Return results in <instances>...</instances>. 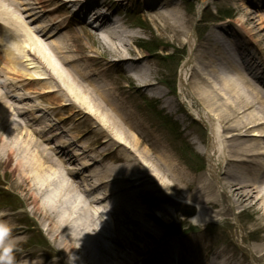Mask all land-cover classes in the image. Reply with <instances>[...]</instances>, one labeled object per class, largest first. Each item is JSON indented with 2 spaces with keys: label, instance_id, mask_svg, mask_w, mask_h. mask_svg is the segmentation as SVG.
Segmentation results:
<instances>
[{
  "label": "bare ground",
  "instance_id": "1",
  "mask_svg": "<svg viewBox=\"0 0 264 264\" xmlns=\"http://www.w3.org/2000/svg\"><path fill=\"white\" fill-rule=\"evenodd\" d=\"M43 1L45 3L48 2L47 0ZM122 1L124 0H104V2H110L114 7L119 6ZM16 2L17 0H0V16L13 23L21 31L22 37H27L26 42L29 46H25V58L30 61L36 60L35 62L41 66L42 70H39L38 75L43 77V75L48 73L49 78L59 83L67 95L74 99L75 103H72V106L77 109L74 112V116L79 117L83 114L96 115L102 125L108 124L104 131L102 130V135H111L114 133L113 130L123 135L124 132L118 126V122L126 124L125 112L121 107L126 104V98L120 93L115 94V90L108 82L109 77L106 76V73L111 67L116 65L118 68L125 69L126 72L136 78L138 82L134 87L138 88L140 93L157 92L159 89L158 84L151 81L152 71L144 64L145 56L136 51L128 50V53H126L119 49V45L125 48L128 43L118 29L103 31V35L97 34L96 38L99 42L105 46L109 45L113 49L116 53V59L112 64L109 59L101 57L100 66L105 67L104 79L100 84L95 81L87 82L92 87L90 88L83 83L86 79L81 75V72L79 73L80 70L78 68L69 70L55 62V57H57L61 63H64L61 57L64 49L63 44L66 41H70L71 36L66 40L62 39L60 44L51 45V53L55 57L47 56L46 50L50 49L40 45L36 39L22 29L23 25L19 17L15 19L12 11L6 7L7 4L17 8ZM88 2L90 0H55L56 4H62L66 9L73 3V8L78 6V11L83 10ZM241 6L247 8L245 4ZM254 6V11L263 9L264 0L254 2ZM103 7L106 9L107 6L103 5ZM31 8V10H34L33 7ZM97 8V15L95 14L94 16H97L99 20L105 19L106 17L101 15L102 12L99 7ZM177 13V10H175L170 14L175 15ZM249 14L252 15L251 13ZM243 16L247 17V14L245 13ZM158 17H161V15L158 14ZM250 17L253 18L254 16ZM175 21L178 23L177 29L179 33L183 34L185 28L180 23H184L185 20L176 15L174 17ZM60 24H62V20H60L58 26ZM237 24L239 27L245 28L242 20H238ZM218 30L215 29L211 32L214 43L210 45V51L199 54L202 60L201 71H194L191 74L194 82L196 76L198 78V84H193L194 95L197 98L196 103L198 107H201L197 111V115L202 122L209 126L212 133L211 152L209 153L218 158V166H224L223 176L226 180L224 186L226 195L228 188L230 194L232 193L234 196V200L242 203L248 202L252 205V208L256 209L254 212L261 213V216H264V90L262 91L256 85L259 80L246 65L236 64L232 61L233 58L231 56L228 57L226 49H219L220 33ZM244 30L246 37L251 38V35L253 36L250 29ZM4 37L0 36V43L5 40ZM22 37L19 35V38L14 37V39L19 41ZM129 37L131 39L132 35H128ZM10 39L14 40L13 38ZM76 46L78 48L77 52L81 51L78 56L80 59L87 61L99 60V52L96 57L90 56L86 54V49L81 47L79 42H76ZM29 54H32L34 59H30ZM7 55V58L2 59V64L10 71L9 73L18 74L19 70L12 58L16 57V53L11 52ZM237 58L235 57L234 60H237ZM205 59L207 60L206 64H204ZM11 62L13 63L11 64ZM54 63L58 64L61 69L54 67ZM190 64L191 62L187 63L181 71L180 84L182 85L185 82L187 83L191 68ZM209 68H212V71L206 77L204 72ZM83 70L82 68L81 71L83 72ZM75 74H79L84 80L78 81L79 79ZM48 91L53 92L54 88L49 87ZM6 97L7 94L0 90V102L5 101L4 98ZM55 97L61 101L64 100L62 95H56ZM12 108L15 107L13 105L8 106L6 103L0 106V161L13 162L14 166L11 165L10 169L16 172L17 175L15 176L14 184L18 186L27 185V192L32 195L33 202L37 204L36 208L31 210V213L35 215L37 210H40L42 213L41 219L48 221L46 232L60 250L61 254H58L64 255L71 261L73 260L74 264H111L109 262H120L118 254H114V247L112 246V243H115L114 239L118 232L110 211L119 210L121 212L122 209L128 210V214L132 215L134 213L132 217L137 222L138 230L140 228L148 230L146 222L143 221L145 211L136 201L137 197L131 193L134 190L133 187L141 186L144 181H147L145 180L146 178L140 179L138 182L137 178L142 177H135L133 180L135 183L133 184L129 176H131L130 174L135 173L136 175L138 173L132 171L134 170L132 166L124 165L120 168H109L99 173L93 170L91 171L92 177L90 181L88 179H76V174L61 166L58 163L59 160H51L53 158L52 154L48 153L47 149L41 145L40 139L35 137V132L30 134L27 131L26 127L29 126V123H26L25 126L20 125L18 122L20 121L19 118L12 114ZM6 113L10 114V116H7ZM7 120H10V125L14 124L8 131L2 129ZM128 128L135 130L131 125H128ZM124 134L126 137H132L123 141L131 145L134 152H138L141 146L137 140L139 138L146 145V153L149 152L153 156L154 161H158L157 164L166 168L171 173L170 175L178 173L179 169L175 161L161 147L160 141H154L143 131H136L137 138L135 137L136 135ZM91 152L85 154L93 156L94 153ZM143 155H145L144 150ZM121 159L126 165L132 162L130 157L121 155L112 157L111 161L118 163ZM144 163L143 166H153L148 171V177L154 179L156 185H161L163 188L169 185L164 179L163 173L155 166L156 162L146 159ZM179 175L181 178H186L187 176L184 170L179 171ZM100 180H103L102 183L106 184L104 186L105 194L103 190L100 196L90 192L89 198L92 201H89L84 197V194L87 193L84 188L88 191L95 190L99 187L97 183ZM159 180L162 183L159 184ZM203 185L204 194L209 199L214 186L208 181H205ZM152 190L156 189L153 187ZM104 197L107 198L106 201H101L100 198ZM242 203L238 204L242 205ZM120 212L115 214H120ZM204 215L199 212L198 217L194 216L191 220L198 223L205 219ZM111 230H113V233ZM149 231V236L146 234L148 238L152 237L154 240L159 238L158 232L151 229ZM183 248L185 247L180 245L178 241L171 240L170 243L161 248L156 255L159 259L152 264H173L172 261L166 263V259L174 256L178 257L179 264H198L190 250L183 251L180 254ZM261 256H263V253H261ZM134 258H131V262L128 261L125 264H135L133 262ZM196 259L198 260V257ZM202 260V264L206 263L204 258ZM124 262H126V259H124Z\"/></svg>",
  "mask_w": 264,
  "mask_h": 264
},
{
  "label": "rangeland",
  "instance_id": "2",
  "mask_svg": "<svg viewBox=\"0 0 264 264\" xmlns=\"http://www.w3.org/2000/svg\"><path fill=\"white\" fill-rule=\"evenodd\" d=\"M187 1L195 3L196 11L192 12L191 6L186 4L187 2L184 0H173V3H176L178 13L175 15L170 14L174 9L170 11V5L167 4L169 1L164 0L165 3L161 4L160 7L156 5V3L159 2H155L154 8L151 9L160 10V12H162L161 14L167 15L158 17L152 16L149 13L147 14V8L142 3L139 5L142 18L139 20H137V18L133 19L135 15H131L130 20L127 18L126 21L128 30L124 29L123 34L126 37H128L127 34L132 35V38H125L128 46L124 48L119 45V49L126 53H128L127 51L129 50L148 55V65L152 71L151 81L160 84L158 91L149 92V95L145 98L143 94L134 88V85L129 86L125 84L127 82L129 83V79L133 80V83L136 84L138 82L136 78H132L128 74H120V79L116 76L112 77L115 87H126L123 96L130 102L132 118L129 122L131 123L134 119L135 124L150 138L156 142L162 141V143H166V145L163 144L161 147L170 154L179 171L184 170L186 172V178H181L179 171L178 173L170 175L171 173H169L166 168L157 164L158 161H154L152 158L153 156H151L149 152H147L148 154L146 153L147 148L145 143L137 138L133 129L128 127L125 128L127 124L118 122L121 124H118V126L124 133L133 136L136 135L135 137L141 145L138 152H134L131 145L123 141L126 139L129 140L132 138L131 136L126 137L124 133L121 135L115 130H113V134H107L109 136L107 143H102L100 145L94 143V140H96L102 130L104 131L108 126L107 123L106 125H102L100 119L96 115L91 117L86 116L87 119L77 120L78 124L76 126L79 132L75 137L78 138L77 140L80 146L90 147L87 153L92 151L91 153H94L93 155H98L97 158L100 164L103 165V169L122 165L120 163H106L104 161L105 159H103L104 154H102L105 153L107 149L112 150V148H115L118 142L121 143L122 146H120L121 151L119 154L129 156L130 159H132L131 163L128 165L123 163V165L132 166L134 168L132 171L138 173L136 175L135 173L130 175L133 177H143V179L146 178L145 180H147L140 186L145 187L144 192L136 196V201L145 211L143 221L146 222L149 229L158 232L159 238L155 240L152 237L148 238L146 234L148 235L150 233L149 229L144 230L140 228L138 230L137 222L132 217L134 213L130 215L128 214V210L124 209H122L121 212L119 210H111L110 212L112 213L111 215H113L118 232V235L114 239L115 243H112V246L114 247V254H118L120 260V262H118L120 264H125L128 261L131 262L130 259L134 258V256L133 262L142 259L146 253L147 255L150 254L156 245H159L158 243H160V240L162 242L171 236L180 238V243L184 246H188L189 243H191L194 253L197 254V256L203 255L208 259V257L213 254L212 251L215 250V255L218 260L225 259L224 264H264V216H261V213L254 212L256 209L252 208V205L248 202L242 203L234 200V196L232 193L230 194L228 188L226 191L228 193L226 195L224 187L226 180L223 174H220L223 172V166H214V161L209 158V155H207L203 149L209 135L204 129H201L203 126L196 120L197 115L192 109V103L194 109H200L201 107H197V98L193 92V84H198V78L196 76L194 82L191 76L192 72L201 71L202 60L199 54L210 51L209 47L213 42L211 32L215 29H220L219 26L225 29V31L222 30L221 49L231 50L232 53L228 52V57L231 56L233 58L232 61L236 64L239 65V63L242 62V56H238L236 53L238 48L237 43L241 38V30H238V25L236 24L238 20H242L245 28L252 31V44H250L249 47H258L261 53L260 56L264 59V12L251 11L253 10L251 7H248L249 9L242 7L241 5L243 2L240 0ZM128 5L134 7L136 3L131 1ZM9 6V9L11 8L10 10H12L13 6ZM199 6L204 7V11L201 10V14L198 12ZM247 11H251L249 13L252 15ZM227 13L231 17H222ZM245 13L247 17L243 16ZM176 15L185 20L184 23H180L185 28L183 34H180L177 29L178 23L176 21L174 22V17ZM23 16H27V12L23 13ZM250 16L254 17L252 18ZM215 18H221L222 21H214L213 19ZM211 19L212 22L204 24ZM44 20L48 21V18L44 17ZM212 28L214 29L212 30ZM83 34V32L76 31L75 35L77 38L71 39L68 42L66 41L63 44V52L69 58H74L78 53L76 42H79L81 47L86 49L85 52L87 55H95L99 52L102 56L116 58V53L109 45L105 46L99 42L96 36H83ZM230 34L236 37H232ZM78 36L80 38H78ZM192 44H195V50L193 51V57L191 59L189 75L193 81L189 78L187 84L192 89L191 91L195 96L194 98L191 97L188 86L187 89H185L186 87L184 90L180 89L179 93L177 81L180 70L182 69L181 64L189 60ZM138 45L143 47V50H141V47ZM145 48L148 51L156 50L155 52H157L159 48L167 49L169 50L168 54H172L171 56H173V58L165 62H159V59H156V55L147 52ZM235 57L237 60H234ZM81 62L84 64L83 61ZM206 62L207 60L205 59L204 64H206ZM58 64L54 63V67L61 69L59 67L60 64ZM75 65H78V63H75ZM214 65L216 66V64ZM65 67L66 69H71L67 64ZM91 67L95 70L92 68H88L87 70L91 69L98 75L100 71V69H98L99 67L96 65H92ZM29 71H32V69H28L27 71L31 73ZM210 71H212V68L204 72V76L207 77ZM27 72L23 73L25 74ZM111 73L112 75L117 74L114 70H112ZM167 83L175 87L176 94L172 95L171 92L165 88L163 84ZM256 85L261 88L258 83H256ZM261 89L262 91L264 90L263 88ZM163 92L167 94H164V96ZM67 102L66 98L64 103ZM47 105L49 107H56V104L53 103ZM67 111L64 110L62 113H67L66 116H68ZM158 111L161 113H158ZM160 118L165 121L164 125H166L167 128L161 125ZM67 126L69 127V125ZM68 132L71 133L74 132V130L72 129L71 131L69 129ZM102 140L104 139L102 138ZM201 142H204V144L202 145ZM93 143L97 146L90 145ZM184 143H188L189 146L184 147ZM74 147H76V145L73 146V150ZM80 149L82 151V148H79V150ZM143 150L145 155H143ZM83 157H86V154ZM146 159L156 162L155 166L163 173L164 179L169 183V185H167L168 187L166 186L163 188L161 185H156V181L148 177V171L151 169L150 167L153 166H143ZM79 166L80 165H73V167L77 169L76 171L80 169ZM217 167L219 168L218 172ZM0 173H2L0 178L3 183L5 180L7 182L14 181L15 176H17L16 173L10 171L9 166H6L4 163L0 164ZM1 180L0 182H2ZM205 181L212 183L214 186V190L211 191L212 195L210 193L209 199L206 198L204 194L203 184ZM160 183H162L161 180H159V184ZM26 186V184H23L17 189L19 191L14 192L21 194L22 192L20 191L23 189L24 194H27L28 189ZM153 187L156 190H152ZM7 188L10 189L9 185H7ZM97 194L100 195L99 193ZM15 201V204H17L19 208L26 205L23 208L30 211L37 205L33 202L34 199L31 194ZM238 203H242V205ZM12 212H14L13 209H4L0 212V226L11 228L10 232L5 236L4 241L5 243L8 241L14 242V244H12V255L16 262H13V264H74L73 260L71 261V259L64 255H60V250L50 239L51 236L46 232L48 221L46 222L43 218L41 219L42 213L40 210H37V214L35 215L28 213L29 216L19 212ZM119 212L120 214H115ZM199 212H202L203 215L205 213L203 216L205 219L198 223L192 222V217L194 215L198 217ZM12 215H17L18 219H15ZM5 221H7L6 224ZM212 221L213 223H211ZM15 229L18 230L15 231ZM111 231L113 233V230ZM16 240L18 244H16ZM193 240L196 241V244H194ZM261 253H263V256H261ZM123 258L126 259V262H124ZM118 262L109 263L117 264Z\"/></svg>",
  "mask_w": 264,
  "mask_h": 264
},
{
  "label": "clouds",
  "instance_id": "3",
  "mask_svg": "<svg viewBox=\"0 0 264 264\" xmlns=\"http://www.w3.org/2000/svg\"><path fill=\"white\" fill-rule=\"evenodd\" d=\"M7 235V230L0 226V264H13V246L12 242H4V238Z\"/></svg>",
  "mask_w": 264,
  "mask_h": 264
}]
</instances>
